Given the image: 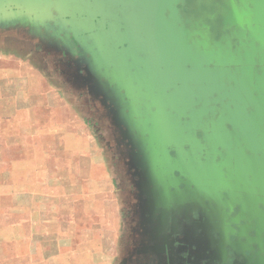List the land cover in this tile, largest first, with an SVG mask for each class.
<instances>
[{"label": "crops", "instance_id": "obj_1", "mask_svg": "<svg viewBox=\"0 0 264 264\" xmlns=\"http://www.w3.org/2000/svg\"><path fill=\"white\" fill-rule=\"evenodd\" d=\"M75 2L56 1L66 19L45 4L0 9V264H12L14 242L28 263L26 248L44 236L55 255L62 237L71 240L74 264H118L122 209L108 161L76 130L74 56L92 30L73 17Z\"/></svg>", "mask_w": 264, "mask_h": 264}, {"label": "flooded vegetation", "instance_id": "obj_2", "mask_svg": "<svg viewBox=\"0 0 264 264\" xmlns=\"http://www.w3.org/2000/svg\"><path fill=\"white\" fill-rule=\"evenodd\" d=\"M179 1L177 17L180 22L176 25V33H165L164 39L160 37L144 40L143 44L147 43L151 47L149 51L140 47L142 42L139 38L142 37L143 30L136 24L128 27L125 23L129 10L122 7L120 2L107 3V12L106 6L97 9L104 13L106 22L117 24L116 32L111 37L113 40L107 42L108 46L112 47L111 50H114L116 45L118 55H132L127 57V62L136 79L131 83L132 102L136 111L146 114L148 118L155 111L165 114L166 120L160 124L181 129L182 143H193L196 140L202 147L201 151L198 147V152L193 156L191 154V160L197 167L189 170L184 166L191 165L186 155L190 147L187 144L182 145L186 155L182 166V183L177 191L168 187L169 192L162 198L166 207H155L152 215L150 210L146 211L148 231L149 234L154 231L161 232L164 236L165 243L161 250L164 262L160 261V264H256L259 258L264 262V251L256 255L259 250L255 245H251V250L248 248V240L253 239L255 235L249 231L245 237L242 235L243 228L249 230L251 226L242 220L244 216L242 217L243 213L240 211L239 199L240 196H247L248 188L256 192V198H260V190L253 184L245 183L250 182L249 175L244 178L241 171H229L222 167L226 150L217 147L215 151L213 146L219 143L243 142L246 139L223 135L232 130L227 120L228 111L217 103L215 92L206 94L204 91L207 84L204 81L206 62L209 69L214 68L205 54L219 52L223 54L224 60L226 55L234 53L239 46L238 39H227L231 37V29L222 25L228 0ZM94 2L99 0H81L70 5L73 17L92 30L81 35L85 38L87 49V84L88 87L92 85L94 67L102 73V76H98L99 81L105 84V89L101 90L102 95L113 85H118L116 91L120 89L123 93L120 82H112L111 85L107 82L115 76L117 80L120 78L119 73H123L126 58L120 59L110 53V57H104L95 54H102V50H93L94 41L91 37L99 33L104 35L109 29L108 25H104V28L96 25L93 19ZM165 16L168 17V13H165ZM124 32L133 37L131 45L125 41ZM163 42L168 45L165 51L160 48ZM75 69L77 72L76 62ZM81 70L82 68L78 69L79 74L82 73ZM228 108L233 110V106ZM145 117L144 120L136 119L137 125H153V120L147 121ZM219 122L223 125L220 126ZM173 153L174 148H171L170 154ZM219 154H222V157ZM202 164L207 167L203 169L200 167ZM190 177L199 181L194 185ZM213 181L218 183H209ZM158 193L155 195L158 196ZM180 196L183 199H180ZM255 203L258 209L264 210L263 203ZM178 206L181 207L177 209ZM252 226H255V221Z\"/></svg>", "mask_w": 264, "mask_h": 264}, {"label": "water", "instance_id": "obj_3", "mask_svg": "<svg viewBox=\"0 0 264 264\" xmlns=\"http://www.w3.org/2000/svg\"><path fill=\"white\" fill-rule=\"evenodd\" d=\"M56 1L62 3L64 7H69V1L80 2L81 0ZM51 2L52 0H0V9L8 5H14L15 7H27L30 13H36L42 4L49 5ZM115 2H120L122 7L129 10L128 19L125 17V23L128 27L136 24L145 34L148 32V36H152L154 28L157 34L167 33L172 35L177 31L176 25L180 22L177 17L179 0H99V2H94L93 5L95 9L93 19L99 28L108 25L109 29L104 35L99 33L91 37L94 41L93 50H102V54L95 53L96 55L110 57V47L107 42L113 40L111 37L114 36L117 25L116 23L106 22L104 13L99 12L97 9L100 6L105 7L107 3ZM56 8V11H58L59 7ZM105 9V12H107L109 7L106 6ZM165 13H168V17L165 16ZM61 15L68 17L69 13L66 12ZM66 23H69V21L67 20ZM222 25L231 29V37L227 39H238L239 46L234 53L226 55L224 60L223 54L219 52L205 54L206 57L210 58L209 64L213 65L214 68L205 71V75H208L210 80L207 77L205 81L207 87L204 88V91L214 89L217 95V103L228 111L227 120L232 130L223 135L229 136V138L231 136L243 137L246 140H243V142L235 141L230 144H213V146L215 151H217V147L226 150V169L229 171L239 170L242 174L247 172L251 180L245 183L248 185L253 184V186L259 188L260 198L255 197V191L249 190L246 191L248 196H240L239 199L241 210L250 215L248 222L251 229L264 232V210L258 209L255 203V201L261 202L264 205V0H228L222 17ZM161 38L164 39V36ZM156 39H159L158 36ZM83 46L85 45L83 44ZM83 50V53L87 52L86 46ZM99 72L102 74L101 71ZM130 86L131 90L133 88L132 84ZM229 106H233V110H229ZM145 116L147 115L140 114L136 109H133L134 118L144 120ZM145 119L147 121L153 120V125L142 127L144 135H142L141 130L138 131L136 128L138 126L137 122L134 123L135 127L132 129L136 131L140 139L144 137L141 140L143 145L140 153L146 152L148 154L146 155L147 158L145 157L148 161L147 168L151 169L153 167V161L159 155L170 154L171 148H174V152L180 157L183 153L182 145L187 144L190 149L186 155L190 160L198 152L196 151L198 147L201 148L200 151L202 150L196 140L193 143H182L181 129L160 124V122L164 123L166 120V117L160 112L155 111L149 118L147 116ZM219 125L222 126L223 124L219 122ZM219 135L217 134V136ZM195 167L197 166L192 164L189 167L184 166L189 170ZM159 168L167 170L162 174L171 175L170 169H167L168 167L160 166ZM175 170L183 171L181 165L173 171ZM166 178L168 179L170 176ZM153 184L156 183L153 182ZM254 221L255 226L253 227L252 222ZM259 245L261 246V243Z\"/></svg>", "mask_w": 264, "mask_h": 264}, {"label": "rangeland", "instance_id": "obj_4", "mask_svg": "<svg viewBox=\"0 0 264 264\" xmlns=\"http://www.w3.org/2000/svg\"><path fill=\"white\" fill-rule=\"evenodd\" d=\"M49 6H51L53 9L54 7H58L56 1L49 3ZM58 10L60 11H57L56 13H60V17L62 19H66L67 17L64 15L62 16L61 14H64L68 8L65 10L60 8ZM142 34V37L139 38V41L142 42L140 47L141 49L147 48V51H149L151 47L147 43L143 44L144 40L156 39L157 36L158 38L165 36V34H157L155 28L152 30V36H148V32L145 34L142 31ZM124 39L125 41L130 42L129 44L131 45L133 37L130 34L124 32ZM115 46L116 45H114V50H111L112 47L109 46L110 53L112 56H119L118 58L120 59L126 58L125 62L123 63L124 70L123 73H119L120 78H118V80L115 76L112 79L109 78L110 80L107 83L111 85L112 82H120L124 89L123 93L120 91V89L116 91V87L118 85H113L110 86L109 90L106 89L108 92L105 91V95H102L101 90L105 89V84L104 82L101 83V81H99V77L97 75L102 74L95 70L94 67L92 72L94 77L92 80V85H89L88 87V79L86 78L87 75L85 68V62L87 61L85 57L86 52L84 54L83 49H78L79 52L75 54L76 56L74 61L77 64L76 130L78 131L79 135H87L91 137L93 145H95L94 152L97 154L102 153V157L108 161V166L115 189L113 195L118 200V203L122 209L121 225H118V230L120 229V237L118 240V264H160V261L164 262V256H162L163 251H161L165 243L163 238L164 236H162L161 232L157 231H154V233L151 232L149 234L148 222L145 220L146 211L150 210L152 215L153 209L155 207H160L162 205L166 207V202L162 198L165 194H167V192H169L168 190L170 189H168V187L170 185L175 191L179 190V185L182 183L181 179L184 173H182L180 170H173L180 165L183 166V161L185 159L184 156L186 157V155L181 153L180 157H178L175 152L173 154H166L164 156L159 155V157L153 161L154 165L156 164V166L153 165L151 169L147 168L148 161L146 159V155L148 154L146 152L143 154L140 153L141 147L143 145L141 140L144 137L140 139L137 136L136 131H133L132 129L135 127L137 119L136 117H133V109H135V105L132 102V90H130L132 81L136 79L134 78L131 70L128 68L129 63L127 62V57L130 58L132 55H118L117 48ZM160 48H163L165 51L168 49V45L163 42ZM80 68H82V73L79 74L78 69ZM206 69H209L208 63L205 65V71ZM112 70H114L113 72H116L115 69ZM72 72L73 71L71 68V74ZM126 77L129 78L127 79ZM207 77L208 75L204 76V81L207 80ZM61 79L62 82H64L63 79L66 78L61 76ZM208 79L210 80L209 77ZM205 87L207 86L205 85ZM205 91L212 93L214 92V89L211 88L210 90ZM152 102H154V100H152ZM164 115L165 114H163V116ZM136 128L138 131L141 130V133L143 132L142 126L138 125ZM142 135H144V133H142ZM221 155L222 154H219L220 157H222ZM187 160L190 164L194 165L193 160L188 158ZM160 166L168 167L167 169H170L171 175L162 174V172H166L167 170L159 168ZM200 167H203V164ZM205 167L207 166H204L203 169H205ZM222 167L226 168L225 163H223ZM195 174L196 173H194V175ZM168 176H170V178L167 179L166 177ZM190 176H192L191 173ZM242 176L246 178L247 172L243 173ZM190 178L194 185L199 181L193 177ZM153 182L156 184H153ZM60 183H64L63 178L61 179ZM209 183L215 185V183L218 182L213 181ZM160 184H164L165 186ZM158 186L160 187L159 189ZM249 190L250 189L248 188V191ZM156 193H158V196L155 195ZM180 199L183 198L180 196ZM159 200H162V202ZM180 207L178 206L177 209ZM231 207L232 206L229 208L231 209ZM240 211L243 213L242 217L244 216L242 220L249 224L248 221L250 215L246 211L241 209ZM13 215L14 216L12 219L15 229L16 227L20 226V213L14 210ZM61 226L63 225L60 224L59 229ZM65 226L68 225L65 224ZM114 228L115 227H110L109 229L115 230ZM245 228L246 227L243 228L242 233L244 237L247 235L246 233H248V231L255 235L253 239H249L247 242V245H250L248 246L249 250L253 248L251 245H255L259 250L256 255L261 254L264 251V232H259L258 230L255 231V229L245 230ZM31 233L32 231L30 229L29 234ZM151 234L153 237H151ZM41 242L42 243L40 245L39 243H34L33 247L31 243H29V248H26L29 255L28 263L24 260L26 257L21 254V245L14 242L12 264H74L72 256L70 257L69 255L72 244L71 240L66 238L63 239L62 237L61 240L58 241V245L60 247L59 249L61 251L60 255L52 254V248H48V246H52V240L45 239L44 236V240H41ZM259 243H261V246ZM37 247H42L46 254L36 255ZM57 249L58 248L54 249L55 252ZM256 264H264V262H262L259 258L258 261H256Z\"/></svg>", "mask_w": 264, "mask_h": 264}]
</instances>
